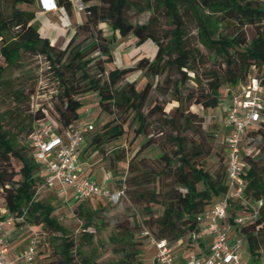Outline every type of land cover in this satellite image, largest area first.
Listing matches in <instances>:
<instances>
[{
	"label": "trees",
	"instance_id": "obj_1",
	"mask_svg": "<svg viewBox=\"0 0 264 264\" xmlns=\"http://www.w3.org/2000/svg\"><path fill=\"white\" fill-rule=\"evenodd\" d=\"M55 1L58 7L73 14L74 0ZM36 2L0 0V59L6 65L0 68V80L7 67L20 64L24 53L42 56L59 83L60 104L55 106L59 132L81 119L82 98L97 93L100 112L112 119L89 134L91 138L86 144L90 155L104 154L108 145L125 137L128 125L136 126L135 138L146 140L134 152L129 164L136 175L123 184L114 180L116 189L123 188L130 194L126 186L135 187L136 196L146 201L143 221H135L132 229H128V223L120 224L122 237L111 238L121 246L122 258L117 264H139L142 243L135 241V234L143 228L156 240L170 244L183 240L186 247H191L193 241L189 235L198 231L200 219L220 201L228 187L226 163L215 173L207 169V162L214 153V137L203 129L202 117L190 107L196 103L204 110L218 108L223 88L238 90L254 70L264 86V9L256 0H82L86 21L67 32V45L60 48L41 34L35 24L36 15H28L21 9ZM182 6L194 16L200 44L216 58L223 59L225 70H209L206 87L200 93L191 92L183 97L177 86L178 106L166 113L165 106L152 99V82L148 81L139 90L135 82L124 80L132 71H142L150 78L162 76L172 67L180 75L181 84L192 80L200 82L196 55L187 47L188 31ZM134 8L139 13L153 14L162 9L174 28L162 39L152 26L154 17L147 24H133L128 20L127 14ZM103 26L109 29V37L104 34ZM228 27H233L235 33L226 32ZM247 28L253 30L251 37L245 33ZM129 36L135 37L138 44L154 42L156 56L142 58L135 67L107 70L114 62L111 45L117 37ZM188 72H193L194 77ZM43 110L38 111L35 124L46 117ZM152 119L159 126L156 133L150 129ZM34 127L29 126L28 138ZM251 134L263 138L260 157L255 159L245 153L249 171L244 180L243 197L231 203L227 219L247 242L251 258L259 261L264 250V116L258 127L248 130L247 136ZM150 147L159 150L158 157L142 158L136 163V158ZM224 159L226 152L221 154V161ZM42 181V166L34 159L29 142L20 144L10 137L4 131L0 114V192L8 210L24 219L17 224L45 226L51 233L61 234L58 257L47 264H78L76 256L80 257V264H97L79 250L81 245H76L54 217V206L36 200ZM152 184L154 186L150 187ZM90 200L82 201L75 210L78 218L85 222V230L93 226L97 214L87 208ZM156 207L160 208L158 213ZM238 213L254 217L236 225L234 218ZM93 236L84 234L83 239L87 241L84 244L90 243Z\"/></svg>",
	"mask_w": 264,
	"mask_h": 264
},
{
	"label": "rangeland",
	"instance_id": "obj_2",
	"mask_svg": "<svg viewBox=\"0 0 264 264\" xmlns=\"http://www.w3.org/2000/svg\"><path fill=\"white\" fill-rule=\"evenodd\" d=\"M21 9L28 15H36L38 12L37 3L32 6H21ZM181 12L188 31L187 47L196 55L195 66L200 74V82L197 83L192 80L181 84L180 75L172 67L167 68L162 76L150 78L146 77L142 71H132L125 76L124 80V82H135L139 90H142L148 81L152 82L154 86L152 99L164 105L166 113H170L173 108L178 106L177 101H175V88L177 86L183 97H186L191 92L200 93L206 87L208 81L206 75L209 70H225L223 59L216 58L212 52L200 44L194 16L186 11L185 6L181 7ZM152 17H154L152 26L163 39L174 28L170 20L165 16L164 10L161 9L153 14L152 12L139 13L134 8L127 14L128 20L133 24H147ZM42 22L38 20L35 24L40 27ZM103 29L104 34L109 37V29L106 26H103ZM225 31L230 34L235 33L233 27H228ZM252 32L251 28H247L245 33L247 37H251ZM130 37L116 39L111 45L114 62L107 67V70H110V68L135 67L142 58L153 59L156 56L157 46L154 42L149 40L138 44L135 37ZM66 45L67 43H61L59 47L64 48ZM1 67H6L2 59H0ZM188 75L192 78L194 77L193 72H188ZM250 76H257V71L254 70ZM228 89V86L223 88L221 103L216 109L204 110L202 106L196 103L190 107L193 113L202 117L203 129L214 137V153L207 162V169L213 173L226 163V159L221 161V154H225L223 133L226 131L224 130L223 120L227 106L225 99L228 97ZM59 90V83L50 71L48 61L42 56L24 53L20 64L18 66L7 67L0 80V114L3 120L4 131L10 137L15 138L20 144H27L28 128L30 125H35L34 119L39 110L44 109L43 111H46L48 118L52 120L56 119L55 106L60 104L58 98ZM82 101L84 103L82 115L85 114V109H91V122L95 126L94 131L99 130L102 125L112 119L107 114L100 112V97L97 93L87 94L82 98ZM155 121V119L150 120V129L153 133H156L155 130L159 129ZM135 127L128 125L125 137L108 145L104 154H96L93 158L96 163L95 166L91 167L89 164L88 157L92 155L89 154L88 145H84L81 158L83 162H88L85 164L86 174L88 176L91 175L92 179L97 180L101 184L112 178L120 182L122 181L121 183L123 184L126 180L128 181L134 177L136 174L129 168V164L133 161L134 152L146 141L142 138H135ZM90 138L91 136L88 135L85 141L87 142ZM262 143L263 138L261 135L251 134L247 136L244 145L245 153L258 159ZM219 152L221 154H217ZM159 153L157 148L150 147L136 158V163L142 158L156 159ZM123 154L125 158L121 159ZM13 164L18 169L14 160ZM152 186L154 184L150 185V187ZM109 188L116 190L114 185H110ZM126 188L130 189V194H126V197L119 205L114 206L107 201L98 199H91L86 204L88 209L97 213L93 226L86 230L84 229L85 222L75 214V210L81 202L76 200L73 193L67 188L58 186L55 190L42 189L37 193L36 200L49 202L54 206V217L68 231L69 237L75 241L76 245H81L79 250L86 256L94 259L97 264H117L122 258V254L119 253L121 246L114 243L111 238L112 236L117 237V239L122 237V231L119 228L120 224L128 223V229H132L135 221L138 220L141 223L144 219L142 210L146 204L144 199L136 196L135 187L127 185ZM155 210L158 213L160 208L156 207ZM12 227L17 230V235H22V238L27 240L34 233L39 235L37 238L36 264H47L58 257L59 245L62 242L60 233H51L45 226L38 227L27 223L21 225L14 224ZM146 230V228H143L140 232L136 231L135 234V241L142 243L139 247L145 254L139 256V264H151L152 236ZM84 234L94 235L90 243L84 244L87 242L83 239ZM240 252L243 259L250 262V264H264V250L261 252L259 261L253 260L244 238ZM44 257L51 258L45 259ZM76 262L80 264L81 259L79 256H76Z\"/></svg>",
	"mask_w": 264,
	"mask_h": 264
},
{
	"label": "built area",
	"instance_id": "obj_3",
	"mask_svg": "<svg viewBox=\"0 0 264 264\" xmlns=\"http://www.w3.org/2000/svg\"><path fill=\"white\" fill-rule=\"evenodd\" d=\"M256 1L264 9V0ZM74 3L77 11H84L82 0H74ZM52 10L61 11L64 8L53 4ZM228 96L231 98V107L224 120L228 188L220 201L206 213V232L214 237L206 257L191 253L185 264H250L243 259L240 252L243 237L230 239L229 231L232 225L226 226L224 223L228 218L231 203L243 197L244 180L249 171V164L244 158L245 138L248 130L258 127L264 116V86L256 76H250L238 90L228 89ZM90 110L85 109V119H80L62 132H59L58 123L47 117L46 111V117L35 124L28 142L34 159L42 166L43 181L38 192L42 189L55 190L60 186L70 190L80 202L97 198L114 206L119 205L126 197L125 189L111 190L108 186H101L96 180L83 176L81 152L86 144L85 138L95 130L94 124L88 119ZM0 199L3 200L0 203V264H36L39 236L37 233H34L27 247L20 251L15 259L9 258L10 243L6 229L24 219L16 217L8 210L1 192ZM205 219L202 217L200 223ZM248 221L244 217L235 219L236 225ZM197 235L196 230L189 237L196 241ZM152 244L156 247L157 264H177L173 244L153 237Z\"/></svg>",
	"mask_w": 264,
	"mask_h": 264
},
{
	"label": "crops",
	"instance_id": "obj_4",
	"mask_svg": "<svg viewBox=\"0 0 264 264\" xmlns=\"http://www.w3.org/2000/svg\"><path fill=\"white\" fill-rule=\"evenodd\" d=\"M36 3L38 6V12L36 13L35 22H38V20L43 21L39 27L40 32L44 37L49 38L51 40V42L58 47L61 45V43H67L68 42V36H67L68 31H74L77 25H81L86 21V14L84 11L79 12L76 9H74L73 14H68V12L65 9L61 10V11L52 10L53 4L56 3L55 0H37ZM129 38H131V37L129 36ZM117 39H119V37H117ZM124 68H128V67H124ZM225 102L227 103L226 104L227 106L225 108V118H226V115L229 111V108L231 107L230 96H228L225 99ZM91 116L92 115L88 116V119H90V121L92 120ZM86 117L87 116L82 115L81 120L85 119ZM225 118H224V120H225ZM224 120H223V122H224ZM223 134H224V138H225L226 132H224ZM95 155L96 154H93L92 156L88 157L89 158L88 161H89V164L91 165V167L96 165V163L93 160ZM82 162H83V160H82ZM87 163L83 162V164H84L83 176L92 179L91 175L88 176L86 174L85 164H87ZM97 183L101 186L110 187V185H114V179L113 178L109 179V180L105 181L103 184L99 183L98 181H97ZM98 200H100V199H98ZM1 202H3L2 199H0V203ZM253 216H254L253 214H241V213H239L235 216L234 221H235V219H237L239 217H244L246 220H250ZM205 218H206V215L204 216V219ZM224 224L226 226L227 225L229 226V225H232L233 223L227 219ZM16 225H18V224H16ZM206 225H207L206 219L200 223L199 229L197 231V234H198L197 240L192 242L191 247H186L183 240H180V241L173 244L174 251H175V254L177 256V264H185L188 256L191 253H196L202 258L206 257V255L210 249V246L214 241V237L207 234ZM40 230H42V228H40ZM6 233H7L6 236H7L9 243H11L10 244L9 258L15 259L16 255L20 251L24 250L27 247L29 240L33 237V235H31L28 240L24 239V238H22V235H17V233H18L17 230L13 229L12 226L7 227ZM240 236L241 235H238V232L236 230L235 225H232V228L229 231V238L233 239L235 237H240ZM151 248H152L151 249L152 257H151L150 263L151 264H157L156 260H155L156 247L152 244ZM141 255L143 256L145 254L142 252Z\"/></svg>",
	"mask_w": 264,
	"mask_h": 264
},
{
	"label": "clouds",
	"instance_id": "obj_5",
	"mask_svg": "<svg viewBox=\"0 0 264 264\" xmlns=\"http://www.w3.org/2000/svg\"><path fill=\"white\" fill-rule=\"evenodd\" d=\"M54 4H56V3H54Z\"/></svg>",
	"mask_w": 264,
	"mask_h": 264
}]
</instances>
